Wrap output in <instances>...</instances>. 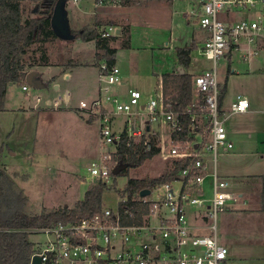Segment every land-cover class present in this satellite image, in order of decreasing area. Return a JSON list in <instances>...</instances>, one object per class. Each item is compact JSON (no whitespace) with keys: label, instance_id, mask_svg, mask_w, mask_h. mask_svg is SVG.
I'll return each mask as SVG.
<instances>
[{"label":"built area","instance_id":"2783aa9c","mask_svg":"<svg viewBox=\"0 0 264 264\" xmlns=\"http://www.w3.org/2000/svg\"><path fill=\"white\" fill-rule=\"evenodd\" d=\"M192 1V12L206 33L198 50L211 65L192 75L193 97L183 112L166 109L161 91L143 102L137 88H129L125 94L114 90L123 83L120 69L104 57L99 60L96 95L77 105L79 111L99 122L100 146L107 148L89 164L92 181L112 184L116 161L112 167L108 163L123 139L126 145L132 139L149 148L155 137L156 155L170 160L190 158V162L175 178L149 188L148 194L134 195L133 201L149 205L140 223L123 222L117 204L116 208L103 206L99 213L78 222L41 228L37 232L46 238L34 243L29 264L35 255L40 256V264H221L227 258V247L218 238L217 214L239 198L228 190L227 181L219 178L216 169L217 155L234 146L219 110L218 63L221 59L231 61L234 55L239 61L250 62L264 51V0ZM117 36L116 27L106 25L98 28L93 40L101 43ZM121 44V40L109 39L106 45L115 49ZM21 87L27 90L29 86ZM31 98L38 105L42 97L34 93ZM64 98L55 95L53 104H61ZM248 107L244 96L232 101L229 110L243 113ZM136 112H146L154 126L148 119L132 121L130 115ZM122 114L128 116L115 127V116ZM185 116L189 125L183 135ZM208 161L213 165L210 173ZM207 176L210 196L205 195ZM118 201L123 203L126 196ZM129 212L124 210V215ZM191 212L198 222H191Z\"/></svg>","mask_w":264,"mask_h":264},{"label":"rangeland","instance_id":"374dc122","mask_svg":"<svg viewBox=\"0 0 264 264\" xmlns=\"http://www.w3.org/2000/svg\"><path fill=\"white\" fill-rule=\"evenodd\" d=\"M31 1L41 3L44 0ZM83 1H65V9L68 10L69 16L73 11L81 13L80 8L84 6ZM149 1L156 3L159 0ZM191 4V1L190 3L186 1L170 6L173 10L172 25L170 24L171 18L168 16L167 23L170 25L168 27L170 31H166V41L173 47L176 44L188 43L190 37L194 36L197 44L190 52L189 72L196 73L208 68L211 61L204 58L198 50L203 41L198 23L194 24L197 18L190 15L189 23L183 19L182 13L189 11ZM86 5L87 12L94 10V0H89ZM141 7L150 8L152 5H141ZM26 11L31 14V10L26 8ZM145 18L149 19L148 16L142 15L141 19ZM94 22L99 24L102 21L95 19ZM74 30L78 29L74 28ZM74 41L70 38L56 37L50 41L35 44V47H39L36 55L44 49L49 62V67H44V65L35 67L40 69V73L36 74L37 79L44 81L45 85L43 87L28 85L27 90H23L21 84L8 85L3 96L4 107L0 109L1 163L13 177L15 186L23 190L28 199V208L35 213L65 206L72 208L75 201L82 198L92 181L88 170L90 162L97 160L100 153L107 149L106 146H100L99 122L93 116L89 117L88 114L77 109L80 100H86L96 94L88 96L90 92L87 87L80 86L79 88V84L85 85L86 81L92 78L93 68L90 67L92 65L91 52L78 55L76 50L78 46L75 44L77 42ZM85 44L89 47L93 46L91 42H85ZM98 50V55L103 53L102 50ZM233 57L230 67L236 66L239 72L235 74L229 72L232 76L227 82L228 91L235 95L245 94L250 98L252 103L250 107L254 110L244 115L233 114L224 122L226 128L236 129L235 136L233 135L235 148L228 155L220 152L216 157L219 178L227 181L228 190L236 191L238 187L245 186L246 179L259 176L264 172V157H261L264 153V51H261L260 55L251 62L239 61L235 55ZM62 63L64 66L68 64L74 66V83L69 79H63L60 75L56 81V85H59L57 90L52 82L56 76L55 71H58L56 65ZM227 65V61L223 59L218 63L220 80H222V72L227 69ZM69 82L72 85L70 84L68 91L70 96H67L65 86ZM225 82L222 83L223 91ZM34 93L42 97L38 105L33 104L31 96ZM58 94L65 97L64 101L59 105H54L53 98ZM127 116L126 114L116 115L115 127H119ZM130 117L135 122L148 119V122L154 126V121L146 115V112H136ZM168 161L170 159H163L159 154L147 158L140 164L141 166L130 168L127 175L116 176V187L124 188L128 177L157 176L167 168ZM208 163L209 172H211L213 166L209 161ZM252 195L255 196V194ZM256 197L260 201L258 194ZM118 200L119 195L114 187L103 193L104 207L116 208ZM253 208L255 207L252 203H247L244 209H231L226 214L230 218L229 232L232 230L234 232V227L238 231V238L232 246L235 256L234 259L228 261V264H260V237H262L259 227L260 216L259 211ZM217 216L218 238L223 244L222 237L226 233L221 232L222 212H219ZM28 238L37 243L46 237L41 232H37L29 234Z\"/></svg>","mask_w":264,"mask_h":264},{"label":"trees","instance_id":"16d2710c","mask_svg":"<svg viewBox=\"0 0 264 264\" xmlns=\"http://www.w3.org/2000/svg\"><path fill=\"white\" fill-rule=\"evenodd\" d=\"M56 0L38 1L37 13L29 14L24 6V0H0V109L4 107V94L6 87L11 84H27L26 75L33 71L36 66H47L49 62L43 49L39 55L37 43L50 41L59 37L51 26L50 18L52 7ZM101 1V0H96ZM116 1L121 4L134 3V0H106ZM128 26L122 31V46L127 45L129 35ZM73 39L85 42L92 40L98 35V28L84 26L81 29H71ZM109 39L105 38L95 42L97 49H103L101 56H105L109 64H114L116 49L109 48L106 44ZM102 45V46H101ZM193 45L177 47L175 49L180 69L162 74V94L166 109L183 112L191 103L192 78L187 71L190 64L189 53ZM37 74V72H36ZM34 87H43L45 83L40 79H34ZM223 92L222 90L220 91ZM220 93V94H221ZM189 119L184 117L183 135L188 132ZM156 140L152 137L149 148H145L142 142L132 139L126 145L125 140L118 146V152L109 161L112 167L125 165L123 170L114 174L111 185L99 180L89 183L82 198L75 201L72 208L60 207L54 210L33 212L28 208V199L23 190L17 188L13 177L1 163L2 147H0V264H29L33 252L34 242L28 235L37 233L41 228L52 227L59 223L78 222L97 214L103 208V193L115 188L119 197L126 196V201L118 203V211L125 223H140L141 215L149 211V205L133 201L135 194L142 188H152L154 185L163 183L176 177L178 172L186 167L190 158L171 159L167 162V168L157 176H143L141 178L128 177L124 188L116 187L115 178L118 175H127L130 168L139 167L147 158H152L158 152L155 147ZM261 190L259 192L260 208L264 214V172L260 176ZM130 211L124 215V210Z\"/></svg>","mask_w":264,"mask_h":264},{"label":"crops","instance_id":"0c3cea01","mask_svg":"<svg viewBox=\"0 0 264 264\" xmlns=\"http://www.w3.org/2000/svg\"><path fill=\"white\" fill-rule=\"evenodd\" d=\"M89 0H84L83 5L81 9V13H77L73 11L70 16L67 10V17H68V24L70 29H81L84 27V25L89 26H100L97 28H102L106 25H113L116 27L118 36L114 37L112 40H121L122 41V31L126 29L128 26V44L122 46H116V51L114 53V64L117 65L120 69V78H122L123 83L121 86L115 87L114 90L125 94L126 91L129 88H137L141 91L143 97L142 101L145 102L148 97L151 95L153 96L156 94V92L161 91L162 93V74L172 72L175 69H179L180 66L178 65V59L176 57L175 49L177 47H183V46H190L193 45V48L196 47V42L194 36H191L188 40V43L184 45H178L171 47L169 45V42L166 41L167 33L166 31H170L168 28L170 25L167 23L168 16H170V24L172 25V14L173 10L170 6L181 4V2H192L190 5V10L183 12V19L186 20L189 23L190 15L194 16L192 10H193V1L192 0H159L156 3L150 2L149 0H143L145 2H141L140 0H134V3L129 4H121L120 2L116 1H96L94 0V5L92 12H87L88 9L86 8V2ZM28 3V4H27ZM153 3V4H152ZM141 5H152L150 8H144L141 7ZM24 6L27 8V10H31V16L35 15L37 13V6L38 2L31 1V0H24ZM143 16H148L149 19H141ZM72 19V20H71ZM89 19H92V21ZM95 19H100L102 22L99 24L94 22ZM164 21V22H163ZM87 22L89 24H87ZM72 23V24H71ZM73 23L75 25H73ZM94 23V24H93ZM197 21L194 20V24H196ZM198 25V24H197ZM199 27V26H198ZM202 34V41L206 37V33L203 30H199ZM171 34V32H170ZM171 36V35H170ZM73 39V38H70ZM74 42L77 47V53L84 54L85 52H91V61L92 65L90 66L93 68L92 70V78L89 81H86V84H79L82 87H87L89 89L90 95L96 94L94 91V88L99 86L100 84V78H99V60L100 58H105V56H101L97 54V48L94 40H87L85 42H91L93 44L92 47L87 46L88 44H85V42H82L80 40L74 39ZM161 40V42H160ZM192 50V49H191ZM99 51V50H98ZM191 52V51H190ZM190 58V53H189ZM255 59V58H254ZM252 59V61H254ZM228 65L227 69L222 72L223 77L222 80L219 79V90L223 91L222 83L225 81V88L224 91L221 93L219 91L220 97H219V110H221L223 117L225 118V121L233 114H246L248 112H254L253 108L250 107L251 100L248 98L245 94H236L232 93L231 91H228L227 88V82L230 81V78L232 75H229L230 73H238L239 70L236 66L230 67V62L232 60H226ZM251 62V61H250ZM191 63V60H190ZM58 68V71L56 70V76L53 79V86L55 85V88L58 90L59 85H56V81L58 80V76H62L65 80H70L72 83H74L73 79V69L74 66L68 64V66H64V64L56 65ZM44 67H49L44 66ZM190 64L187 68V71L189 72ZM36 72L40 73L39 68H34ZM204 70V69H203ZM264 70V68H263ZM201 71V70H200ZM198 71V72H200ZM196 72V73H198ZM190 73V72H189ZM194 72H191V75L196 74ZM38 74V73H37ZM44 83V81H43ZM70 82L65 86L66 89V95L70 96L69 88H70ZM72 85V84H71ZM228 95V96H227ZM235 95V96H234ZM247 97L249 101V107L247 111H244L243 113H230L229 106L230 103L234 100H236L238 97ZM125 97V96H124ZM228 97V99H227ZM34 104V102H33ZM35 106V105H34ZM33 106V107H34ZM109 106V105H107ZM224 121V122H225ZM225 126V124H224ZM226 128V127H225ZM234 130V131H232ZM226 131L228 132L229 137L232 139L234 143L233 137L235 136L236 129H230L226 128ZM234 135V136H233ZM264 143V141H263ZM235 146L231 148L228 151H222V154H230L234 150ZM261 157H264L261 155ZM210 162V161H209ZM213 166V165H212ZM213 168V167H212ZM217 169V168H216ZM209 172V171H208ZM210 173V172H209ZM262 175V174H261ZM255 177H249L246 179V183H244L245 186H241V188L238 187L236 191L234 192L238 196L237 202L232 203L229 205L228 208H226L224 211H222V217L220 221L221 226V232L226 233L222 237L223 244L227 247L228 250V256L227 259L222 261L221 264H228V261L234 259V252L232 250L233 243L238 238V231L237 228H235V231L229 232V223L230 218L226 215L229 213L231 209L233 210H242L244 209V206L247 205V203H252L255 208L253 210L259 211V227L261 229L262 237H260V243H261V253L259 256V259H261L260 264H264V214L261 211L260 208V201L257 200L256 197L257 194L259 195V192L261 190V180L260 176ZM241 180V179H240ZM205 195L210 196V177L207 176L205 178ZM243 181V180H241ZM252 194H255L253 196ZM191 216V222L195 223L198 222V220L193 216V212L190 213ZM224 230V231H223Z\"/></svg>","mask_w":264,"mask_h":264},{"label":"water","instance_id":"95a60500","mask_svg":"<svg viewBox=\"0 0 264 264\" xmlns=\"http://www.w3.org/2000/svg\"><path fill=\"white\" fill-rule=\"evenodd\" d=\"M65 1L66 0H56L53 7H52V13H51V26L54 28L56 34L61 39H67L72 38L71 29L68 24V17H67V9H65ZM180 69V68H179ZM182 72L183 70L180 69ZM36 71H30L26 75V79L29 86H34V79H36ZM149 125H146L145 129H148ZM125 165L122 166H115L112 170L114 174H118ZM149 193V188H142L140 191L141 195H146ZM66 207V206H65ZM31 264H40V256L35 255L32 258Z\"/></svg>","mask_w":264,"mask_h":264}]
</instances>
